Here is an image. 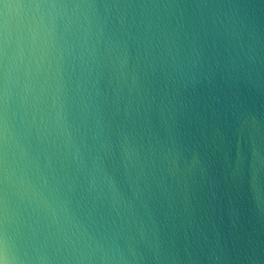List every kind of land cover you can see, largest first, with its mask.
Here are the masks:
<instances>
[{
  "label": "water",
  "instance_id": "1",
  "mask_svg": "<svg viewBox=\"0 0 264 264\" xmlns=\"http://www.w3.org/2000/svg\"><path fill=\"white\" fill-rule=\"evenodd\" d=\"M0 264H264V0H0Z\"/></svg>",
  "mask_w": 264,
  "mask_h": 264
}]
</instances>
